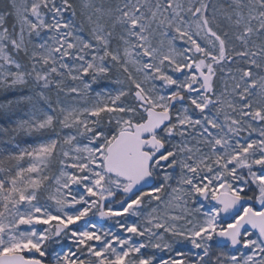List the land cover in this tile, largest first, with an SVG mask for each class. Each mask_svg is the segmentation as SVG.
<instances>
[{"label": "snow or ice", "instance_id": "obj_1", "mask_svg": "<svg viewBox=\"0 0 264 264\" xmlns=\"http://www.w3.org/2000/svg\"><path fill=\"white\" fill-rule=\"evenodd\" d=\"M0 264H264V0H0Z\"/></svg>", "mask_w": 264, "mask_h": 264}]
</instances>
